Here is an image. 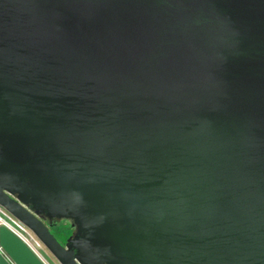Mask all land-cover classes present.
Returning a JSON list of instances; mask_svg holds the SVG:
<instances>
[{
  "label": "water",
  "instance_id": "obj_1",
  "mask_svg": "<svg viewBox=\"0 0 264 264\" xmlns=\"http://www.w3.org/2000/svg\"><path fill=\"white\" fill-rule=\"evenodd\" d=\"M0 208L58 264H264V0H0Z\"/></svg>",
  "mask_w": 264,
  "mask_h": 264
},
{
  "label": "crops",
  "instance_id": "obj_2",
  "mask_svg": "<svg viewBox=\"0 0 264 264\" xmlns=\"http://www.w3.org/2000/svg\"><path fill=\"white\" fill-rule=\"evenodd\" d=\"M0 216L6 222L0 225V264H47L12 217Z\"/></svg>",
  "mask_w": 264,
  "mask_h": 264
},
{
  "label": "rangeland",
  "instance_id": "obj_3",
  "mask_svg": "<svg viewBox=\"0 0 264 264\" xmlns=\"http://www.w3.org/2000/svg\"><path fill=\"white\" fill-rule=\"evenodd\" d=\"M0 214L10 219V216L0 208ZM16 226H19L20 230L24 233V235L28 238L31 244L35 247V249L39 252V254L43 257L47 264H58V262L53 258V256L45 249V247L35 238V236L28 231L26 228L20 226L14 219H10ZM65 221H61L63 223ZM59 224V223H58ZM59 226V225H58ZM50 228V227H49ZM52 234L57 236V233L54 229H51ZM62 245L65 244L63 240L60 239Z\"/></svg>",
  "mask_w": 264,
  "mask_h": 264
},
{
  "label": "trees",
  "instance_id": "obj_4",
  "mask_svg": "<svg viewBox=\"0 0 264 264\" xmlns=\"http://www.w3.org/2000/svg\"><path fill=\"white\" fill-rule=\"evenodd\" d=\"M59 223V224H58ZM50 232L52 233L51 229H54L57 233V236L55 234L54 237L60 242V239L63 240V242L66 241V239L73 233V229L70 227V224L68 222H57V223H50ZM59 225V226H58ZM62 244V242H60Z\"/></svg>",
  "mask_w": 264,
  "mask_h": 264
},
{
  "label": "built area",
  "instance_id": "obj_5",
  "mask_svg": "<svg viewBox=\"0 0 264 264\" xmlns=\"http://www.w3.org/2000/svg\"><path fill=\"white\" fill-rule=\"evenodd\" d=\"M6 222L3 220V218L0 216V225L5 224Z\"/></svg>",
  "mask_w": 264,
  "mask_h": 264
},
{
  "label": "flooded vegetation",
  "instance_id": "obj_6",
  "mask_svg": "<svg viewBox=\"0 0 264 264\" xmlns=\"http://www.w3.org/2000/svg\"><path fill=\"white\" fill-rule=\"evenodd\" d=\"M64 245V244H63Z\"/></svg>",
  "mask_w": 264,
  "mask_h": 264
}]
</instances>
